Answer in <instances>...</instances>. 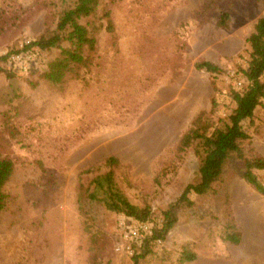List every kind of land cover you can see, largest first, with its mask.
Here are the masks:
<instances>
[{
    "label": "rangeland",
    "instance_id": "rangeland-1",
    "mask_svg": "<svg viewBox=\"0 0 264 264\" xmlns=\"http://www.w3.org/2000/svg\"><path fill=\"white\" fill-rule=\"evenodd\" d=\"M73 1L0 0V56L53 31ZM104 8L112 31L104 29ZM263 16L261 0H104L89 18L103 25L93 64L79 78L42 77L61 47L36 51L26 72L2 63L0 157L13 170L3 186L0 264H92L94 254L98 264H133L116 251L123 216L90 200L89 182L109 169L103 161L117 158L116 187L132 204L150 206L161 225L198 179L200 158L192 146L179 159L180 138L201 113L209 132L227 123L250 58L246 38ZM201 60L222 73L195 69ZM242 126L250 136L244 148L264 157V107ZM243 163L231 159L214 192L193 193V206L176 208L164 245L138 264H179L185 246L197 257L183 264H264V197L241 177ZM256 174L264 184V170ZM227 213L243 234L238 245L221 238Z\"/></svg>",
    "mask_w": 264,
    "mask_h": 264
},
{
    "label": "trees",
    "instance_id": "trees-1",
    "mask_svg": "<svg viewBox=\"0 0 264 264\" xmlns=\"http://www.w3.org/2000/svg\"><path fill=\"white\" fill-rule=\"evenodd\" d=\"M104 0H74L65 8L59 16L56 27L53 31L43 33L37 39L25 44L21 51L11 50L0 56V72L4 70L3 64L9 63V57L13 53L49 50L54 47H61V54L50 64V68L43 72L42 77L52 83H60L66 75L72 74L79 78L81 69H88L93 64L92 52L96 50V33L103 27L101 23L89 21L91 16L98 14ZM264 6V0H261ZM106 18V31H112L111 10L102 9ZM228 15L223 14L218 22L219 27H225ZM251 51L248 65L241 68L243 75V85L240 90H235L231 94V100L236 103L231 114L227 116V123L221 129H214L209 132L208 123L199 114L188 130L181 136L177 148L179 159L190 147H194L196 155L200 158L198 165V179L190 181L174 204L163 212L161 228L156 229V234L166 238L167 233L172 229L175 220L172 212L176 208H189L194 205L191 194L205 195L214 192V185L221 179L223 170L231 159L242 160L243 171L241 177L251 185L258 194L264 197V184L259 180L257 172L264 170V157L255 149L248 151L242 142L249 139V134L244 130L242 122L249 120L259 107H264V16L256 20L252 32L246 38ZM67 47H62V43ZM3 63V64H2ZM195 69L204 70L209 74H220L222 70L209 60H201L195 64ZM213 106L216 100H212ZM109 167L108 170L95 174L88 186L93 187V192L88 194L90 200H101L108 210L122 216L132 218L136 221L152 219L150 217L151 207L146 205L138 207L132 204L123 192L116 187L112 169L117 166L118 159L108 157L102 163ZM13 170V163L8 157H0V212L6 207L8 194L3 190V186L8 180ZM101 194V196L99 195ZM225 225L221 232V238L225 242L238 245L242 241L243 234L236 226L230 213L225 217ZM90 228V226L87 224ZM88 230V228H87ZM89 231V230H88ZM93 245V252L96 250V239ZM142 250L132 256L133 264H138V259L142 258L148 251ZM197 257L195 251L189 246L183 247L179 264L187 263ZM92 264H98L96 254H94Z\"/></svg>",
    "mask_w": 264,
    "mask_h": 264
},
{
    "label": "built area",
    "instance_id": "built-area-1",
    "mask_svg": "<svg viewBox=\"0 0 264 264\" xmlns=\"http://www.w3.org/2000/svg\"><path fill=\"white\" fill-rule=\"evenodd\" d=\"M32 55L31 52L13 53L9 57V65L18 71L26 72L33 60ZM238 85L241 86V81H238ZM161 225H157L153 219L139 222L123 216L117 224L119 241L116 251L134 256L142 250L147 251L164 245V239L156 234V229H160Z\"/></svg>",
    "mask_w": 264,
    "mask_h": 264
}]
</instances>
